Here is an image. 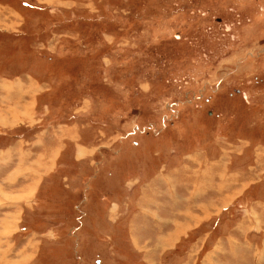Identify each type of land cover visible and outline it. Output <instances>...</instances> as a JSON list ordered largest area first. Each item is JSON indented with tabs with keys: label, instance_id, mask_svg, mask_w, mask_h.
I'll return each mask as SVG.
<instances>
[{
	"label": "rangeland",
	"instance_id": "374dc122",
	"mask_svg": "<svg viewBox=\"0 0 264 264\" xmlns=\"http://www.w3.org/2000/svg\"><path fill=\"white\" fill-rule=\"evenodd\" d=\"M0 78L16 82L0 88V164L31 161L39 183L7 260L179 264L206 234L195 264L224 235L250 262L229 235L242 225L264 264V0H0ZM201 155L229 199L207 232L143 248L141 186Z\"/></svg>",
	"mask_w": 264,
	"mask_h": 264
},
{
	"label": "crops",
	"instance_id": "0c3cea01",
	"mask_svg": "<svg viewBox=\"0 0 264 264\" xmlns=\"http://www.w3.org/2000/svg\"><path fill=\"white\" fill-rule=\"evenodd\" d=\"M10 85L15 86L16 82L0 78V88H9ZM10 92L11 90L8 89L3 90V94L0 96V105L9 106L8 102L6 100L4 101V99L12 96V92ZM24 93L25 98L27 96L29 97L26 92ZM28 100L26 102H29ZM9 149L4 150L3 152L6 154V152H10ZM21 151L19 153H21ZM50 153V159L53 161L54 154L53 152ZM50 153L48 154L49 156ZM57 153H59V151ZM57 153H55V156ZM22 154H24V152H22ZM199 154L201 153L199 152ZM201 157L202 155L199 156V158L193 157L191 164L183 163L182 166L180 165L176 168V171L169 172V174L162 173L161 175H158V177L152 179V182L145 183L144 185L142 184L143 186H141L138 196L135 198L137 201L136 206L138 207L137 213L131 220L132 223L135 221V225L138 226L133 227L131 223L130 228L133 233L134 241L135 235L137 237L139 236L137 234H142L141 237H143V233H145V237L143 239L145 240L148 238V243L142 246L143 248H147L149 243L152 244V242H156L159 238L161 240L166 239L169 236L172 238L171 235H174V233L178 234L176 238H173V242L179 240L178 237L180 234H187L188 232H195L196 230L204 233L207 232V228L204 226V221L214 215L213 213H215V211L212 212L211 209L215 207L218 209L223 208V206H220L224 202V199H229L230 194L227 187L228 185L227 182L224 181V179L228 180L227 178H229V173H225L221 177L218 176V173L214 175L213 171L215 164H213L212 160L209 161V157L205 158V160ZM18 161L15 162V164H6V162H4L3 166L0 164V186L5 189L3 194L0 193V217L2 216L4 218V224L2 225L9 227L8 235L3 234L0 236V264H13L12 261L14 260H7V257L9 252L14 250L13 248L17 246V243L22 241V229L19 230V227L17 229V225L22 222L21 218L26 216V211L30 210V196L38 190L39 183L38 180L36 181V177L34 176L37 166L27 160L25 161L27 163V167L20 170L21 168L19 164L23 163V161L21 162V159ZM42 163L44 164V167L41 169L38 166L39 172L46 166L45 162L42 161ZM236 186L240 187L239 184ZM12 193H14L13 195L20 194L21 197L15 196V198H13L11 196ZM217 203L220 204V206H216ZM142 208L151 210L146 214V219L142 218ZM154 213L159 219H161V221L155 218ZM218 214H220V212ZM253 223L254 219H250L249 225L254 227ZM139 226L142 229H140ZM237 227L235 230L234 228L231 229V233L229 235H231L233 243L236 244L237 242V245L243 252L246 249L248 250V255L251 256L250 262L243 258L242 254L239 256L234 253L232 250L234 245L230 241L228 242V240L225 242L224 235L219 239L222 243L219 242L216 246L217 248L207 251L200 264H203L204 262L206 264H260L259 257L261 256V252L260 249L257 248L256 243L253 244L247 240L249 236L247 233L249 231L243 235L244 229L241 230V227L244 226L239 225ZM255 228L259 229L256 224ZM236 229L238 231H236ZM29 231H33V229ZM225 232L226 230H223L221 234ZM238 233H240L239 236ZM208 237L210 236L204 234V237L201 240L196 238V245H194V247L191 245L193 248L190 252L183 254L184 259L179 264H195L194 261H197V257H194L195 252L199 250L197 248L201 242L205 246L206 241L204 240ZM138 243L139 240L137 238V244ZM230 243L232 247L230 246ZM246 243H248V248L245 247ZM178 244H180V242ZM160 246H162L161 243ZM171 246H168L166 251H168V248L170 249ZM221 248H226L229 253L226 255L225 259L224 255L219 250ZM158 254L159 253L154 255V258L156 257V262L152 260V263H157L160 260L161 255L158 256ZM219 255L221 258H219ZM164 258L162 256L161 260ZM148 260H150V258H148ZM171 262L175 261L173 260Z\"/></svg>",
	"mask_w": 264,
	"mask_h": 264
},
{
	"label": "trees",
	"instance_id": "16d2710c",
	"mask_svg": "<svg viewBox=\"0 0 264 264\" xmlns=\"http://www.w3.org/2000/svg\"><path fill=\"white\" fill-rule=\"evenodd\" d=\"M232 207V206H231ZM233 207H235L234 205H233Z\"/></svg>",
	"mask_w": 264,
	"mask_h": 264
}]
</instances>
